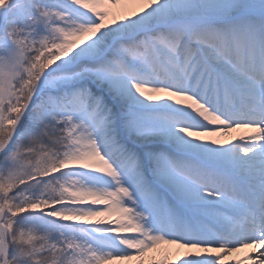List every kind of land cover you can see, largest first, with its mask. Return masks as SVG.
Returning <instances> with one entry per match:
<instances>
[{"label":"snow or ice","instance_id":"6c2138e0","mask_svg":"<svg viewBox=\"0 0 264 264\" xmlns=\"http://www.w3.org/2000/svg\"><path fill=\"white\" fill-rule=\"evenodd\" d=\"M0 264H264V0H0Z\"/></svg>","mask_w":264,"mask_h":264},{"label":"bare ground","instance_id":"6f19581e","mask_svg":"<svg viewBox=\"0 0 264 264\" xmlns=\"http://www.w3.org/2000/svg\"><path fill=\"white\" fill-rule=\"evenodd\" d=\"M232 257H227L226 259H231Z\"/></svg>","mask_w":264,"mask_h":264}]
</instances>
